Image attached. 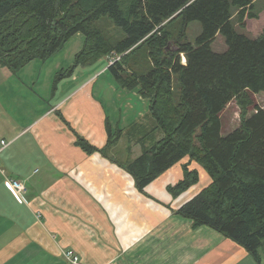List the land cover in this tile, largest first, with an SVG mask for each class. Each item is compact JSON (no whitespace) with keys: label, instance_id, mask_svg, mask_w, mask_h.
I'll use <instances>...</instances> for the list:
<instances>
[{"label":"trees","instance_id":"16d2710c","mask_svg":"<svg viewBox=\"0 0 264 264\" xmlns=\"http://www.w3.org/2000/svg\"><path fill=\"white\" fill-rule=\"evenodd\" d=\"M253 3L0 0V64L17 72L32 60H48L77 33L84 36V47L73 66L59 71L56 80L78 65L109 57L111 52L122 55V60L108 68L122 87H139L142 96L150 100L157 128L165 135L155 139L151 148L143 144L141 154L125 165L117 161L120 167L131 173L136 187L143 190L182 158L197 161L212 182L177 214L193 219L194 227L206 225L221 232L264 264L260 251L264 250V106L255 105L256 112L246 117L248 106L254 105L249 93L264 91V33L259 37L241 33L233 20L234 10L238 11V24H244L246 15L258 16L251 11ZM101 20L110 21L121 37L110 38L99 25ZM177 21L178 33H168L167 26ZM193 21L202 25L194 43L187 36ZM218 34L226 40L224 52L212 46ZM169 41L176 44L174 52L167 49ZM144 45L148 50L156 46L167 50L169 56L155 57L151 69L129 74L131 69L122 61ZM181 52L186 54V64L180 61ZM233 99L242 109V121L223 135L221 113ZM113 137L118 138L110 133L108 146L118 141ZM77 139L87 152L101 150L84 137ZM197 180L198 172L185 168V177L170 191L178 196Z\"/></svg>","mask_w":264,"mask_h":264},{"label":"crops","instance_id":"0c3cea01","mask_svg":"<svg viewBox=\"0 0 264 264\" xmlns=\"http://www.w3.org/2000/svg\"><path fill=\"white\" fill-rule=\"evenodd\" d=\"M253 5L251 11L259 16L249 20L259 22L264 0ZM263 30L264 25L250 36ZM84 41L73 56L35 59L20 73L0 64V147L7 141L0 151V254L9 249L0 264H70L61 258L66 247L81 264H257L241 244L209 226L194 227L193 219L177 214L212 182L197 161L182 158L143 190L129 179L116 162L122 161L117 154L124 137L108 146L109 134L136 129L151 116L150 100L139 87L124 88L113 74L104 77L110 70L108 56L56 80L59 71L73 66ZM123 108L136 113L128 117ZM78 136L101 150L85 151ZM185 168L197 171L199 182L174 196L170 187L185 177ZM2 171L26 181L32 209L46 216L50 228L41 226L33 236L36 210L14 198ZM48 194L56 202L49 204ZM16 226L24 227L27 245L17 241ZM49 230L59 233L62 246L52 244Z\"/></svg>","mask_w":264,"mask_h":264},{"label":"rangeland","instance_id":"374dc122","mask_svg":"<svg viewBox=\"0 0 264 264\" xmlns=\"http://www.w3.org/2000/svg\"><path fill=\"white\" fill-rule=\"evenodd\" d=\"M259 5H261V4H259ZM251 8L254 10V5ZM257 12H259V11H257ZM257 15L259 16V14H257ZM256 17H248L246 15L245 19H244V24L242 25L241 23L238 24V22H237L236 10H234V13H233V20H234V22L236 24L235 26L237 27V29L239 31H241V33L244 32V33H246L249 36H250V34H253L255 29L262 28L263 25H264V17H260V19L258 20L259 22H252V20H249L251 18H256ZM105 18L110 19L109 16H107ZM246 18H247V20H246ZM255 23H259V26L257 27L255 25ZM99 25L104 28L105 32L108 35H110L109 36L110 38L119 39L121 37V32L118 30V28H115L110 21H108V20L102 21L101 20V21H99ZM165 25H166V23H165ZM176 26H180V24H178V21L174 25H172L170 27L167 26V30L166 31L168 33H169V31H171V32L175 31V33L177 34L179 27H176ZM242 28H244V29H242ZM122 32H123V30H122ZM201 32H202L201 23L198 22V21L191 22L189 24L188 28H187L188 39L194 43L196 37ZM124 35H125V33H124ZM83 39H84L83 36H78V35L72 36L65 43L64 47L62 49H60L57 52V54H55V56L53 55L51 58H54L55 60H57V59L61 60L63 55H65L66 53L69 56H73L76 53L75 50L82 46ZM175 45L176 44L173 41L172 42L169 41V44H167V49L174 52L176 50V48H177ZM212 46H213L214 50L218 51V52H224L228 48L226 40L221 34L220 35L218 34V36H217L216 40L213 42ZM143 47L140 50H135V53L128 60H125V62L122 61L123 64L127 68H129V70L131 69L128 72L129 74L132 73L133 70L136 71V72H141L142 73L143 71H147L149 68L151 69L153 67V65H154L153 59L155 57L164 58V57L169 56L165 52L167 50L158 49L157 46L155 48H150L149 47V50H148V47H146L145 45ZM150 51H152V52H150ZM181 53H184V52H181ZM181 53H180V57H181ZM116 54H117L116 52H111L110 56L108 57V60H111V57L116 56ZM5 67H7V66H5ZM63 70H66V69H63ZM20 71L21 70H19L17 73H20ZM111 74H112V72H110V70H109V73H107V76L105 75L104 77L105 78H110V77H112ZM175 84L177 85V83H175ZM249 95L251 96L254 105L248 106L246 117H249L250 115H252L253 113L256 112V109L254 107L255 105L258 104L260 106H264V91H261V92H258V93H249ZM137 102L138 101H136V103ZM127 111H128V113H127ZM123 113H126L128 117H131L136 112L135 111H131L129 109L127 110V109L123 108ZM127 116L124 115V118L127 117ZM221 120H222V134L223 135H227L228 133L233 131L235 128H237L241 124V121H242V109L239 106L238 101L236 99H233L227 105V107L223 110V112L221 113ZM135 127H136V129H132L133 128L132 127L130 129H126L124 132H123L122 129H119V130H116L115 133H114V136H116V137L118 136V138L113 137L116 141L117 140L119 141L122 138V136L124 137L123 144L119 145L121 150L117 154L120 157V159H122V164H124V162L127 161V160H131V156L140 155L141 154L140 150L142 149L143 144H145L146 146H150V148H151V145L152 146L154 145L153 141L155 139L156 140H160L165 135L163 130H161V128H157L158 127L157 121L154 118H152V116H150V115H148V118L147 117L144 118V120H142L137 125H135ZM6 144H7L6 140H2L1 141L0 151L2 150V145L4 146ZM145 149H149V148H145ZM108 151H110V149H108ZM114 152H116L115 149L113 150V153ZM132 152H133V154H132ZM127 155L129 157L126 160L124 158H126ZM2 174H3V178H4L3 179L4 186L8 190H10V192L13 194V189L10 186V182H11L12 179H18V178H13V177H10V176H6L5 171H2ZM128 174H129V179L131 181L135 182L134 177L131 175V173H128ZM8 179H10V180H8ZM21 180L24 181L23 179H21ZM198 182H199V177H198V180H197V182L195 184H197ZM28 192H29V187L27 186L26 181H24L23 189L21 190V193L23 195V199L20 201L19 199L16 198V196L14 194H13V196L19 203H24L25 205L27 204V207L32 209V203L34 202V199H29L26 196V194L28 195ZM48 195L46 196V201H48L49 204H50L51 201H55L56 202L55 197L53 196V194H48ZM42 208H43L42 212L45 214V209H44L45 207H42ZM32 210L35 211L36 209H32ZM50 213H49V217L51 215ZM40 215H41V212L37 208V210H36V216L37 217L34 218V220L32 221V226H31L32 227L33 236L36 233V229H40L41 226L43 228H44L45 225H46L47 228L51 227V225L48 224L46 216L43 217V216H40ZM14 228L16 230L15 236L18 239L17 241H20L21 245H23V246L27 245V244H24L23 243L24 241L22 240L24 232H25L24 231V227L23 226H16ZM48 232H49V238H50V241H52V244L55 241H57L61 246L63 245L62 243H64V241L62 243L59 241L58 237H60V236H59V233L57 231L49 230ZM13 234H14V232H10L11 236H13ZM0 240H2V239H0ZM70 249L73 250L70 247H66L65 249H63L62 252H61V254H62L61 258L67 259L68 263H70V264H81L80 259H79L78 262H72V259L68 258L67 255H65V251H68ZM7 251H9L8 248L6 249V251L4 253L0 254V262L3 261L4 259L7 260V258H8V254L6 253ZM260 251H261V255H262V261L264 263V250H263V248ZM252 257H253V261L255 259L257 264H259L257 259L253 255H252Z\"/></svg>","mask_w":264,"mask_h":264},{"label":"built area","instance_id":"2783aa9c","mask_svg":"<svg viewBox=\"0 0 264 264\" xmlns=\"http://www.w3.org/2000/svg\"><path fill=\"white\" fill-rule=\"evenodd\" d=\"M121 58H122V55H117V54H116V56L111 57V60H109L110 65L114 64L116 61L121 60ZM180 61L182 64L187 63V57H186L185 53H181ZM8 180H10V179H8ZM23 183H24V181H22L21 179H12L10 182V186L13 189V194L20 201L23 199V195L21 193V190L23 189ZM65 255H67L68 258H71L72 262H78L80 259L79 256L71 249L68 251H65Z\"/></svg>","mask_w":264,"mask_h":264}]
</instances>
